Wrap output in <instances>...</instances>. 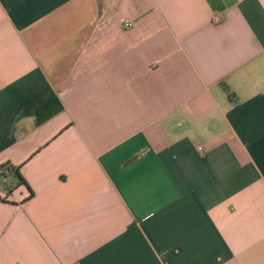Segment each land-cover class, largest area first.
Returning <instances> with one entry per match:
<instances>
[{
	"label": "crops",
	"instance_id": "1",
	"mask_svg": "<svg viewBox=\"0 0 264 264\" xmlns=\"http://www.w3.org/2000/svg\"><path fill=\"white\" fill-rule=\"evenodd\" d=\"M7 162L0 264H264V0H0Z\"/></svg>",
	"mask_w": 264,
	"mask_h": 264
},
{
	"label": "trees",
	"instance_id": "2",
	"mask_svg": "<svg viewBox=\"0 0 264 264\" xmlns=\"http://www.w3.org/2000/svg\"><path fill=\"white\" fill-rule=\"evenodd\" d=\"M4 179H7V181L4 182ZM0 183H3L4 190L7 194H11L19 185L27 184L20 171V167L11 162L4 163L0 166ZM0 198L4 200L1 195Z\"/></svg>",
	"mask_w": 264,
	"mask_h": 264
},
{
	"label": "built area",
	"instance_id": "3",
	"mask_svg": "<svg viewBox=\"0 0 264 264\" xmlns=\"http://www.w3.org/2000/svg\"><path fill=\"white\" fill-rule=\"evenodd\" d=\"M221 19H222L221 16H217V15H216L215 17H213V20H214L215 22H220ZM198 150H199L200 152H203V151H204V147H203L202 145H199V146H198ZM3 181L6 182L7 179H4ZM0 191H1V192H5L3 183H0Z\"/></svg>",
	"mask_w": 264,
	"mask_h": 264
}]
</instances>
